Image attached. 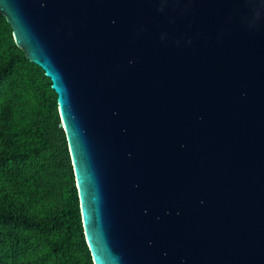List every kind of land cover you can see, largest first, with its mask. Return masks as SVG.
I'll use <instances>...</instances> for the list:
<instances>
[{
	"label": "water",
	"instance_id": "1",
	"mask_svg": "<svg viewBox=\"0 0 264 264\" xmlns=\"http://www.w3.org/2000/svg\"><path fill=\"white\" fill-rule=\"evenodd\" d=\"M57 94L94 264H264V0H0Z\"/></svg>",
	"mask_w": 264,
	"mask_h": 264
},
{
	"label": "trees",
	"instance_id": "2",
	"mask_svg": "<svg viewBox=\"0 0 264 264\" xmlns=\"http://www.w3.org/2000/svg\"><path fill=\"white\" fill-rule=\"evenodd\" d=\"M0 264H94L57 94L0 15Z\"/></svg>",
	"mask_w": 264,
	"mask_h": 264
}]
</instances>
